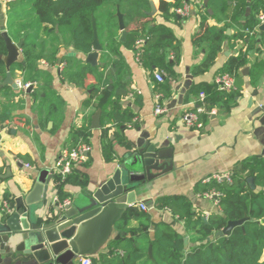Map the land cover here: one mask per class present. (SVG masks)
Segmentation results:
<instances>
[{
  "label": "crops",
  "instance_id": "1",
  "mask_svg": "<svg viewBox=\"0 0 264 264\" xmlns=\"http://www.w3.org/2000/svg\"><path fill=\"white\" fill-rule=\"evenodd\" d=\"M161 1L173 2L149 0L152 9L147 13L148 18L133 25L131 31H141L147 24L169 28L178 46L176 51H169L170 59H174L172 63L175 64L176 76L168 79L164 72L165 81L158 82L155 74L162 70L140 62L137 50L121 47L128 67V90L137 96L127 92L120 100L117 99V103L123 111L129 110L136 115L134 127L116 126L109 122L108 117L105 121V110H109L111 102L102 90H97L94 77L89 76L84 88H77L64 80L62 71L67 66L65 58L73 57L87 64L89 54L85 56L75 51L70 44L69 34L62 35L52 26L44 25L39 50L50 54L59 48L60 52L55 64L46 59L41 60L39 68L46 76L41 83H34L33 87L26 90L12 86L6 90L4 87L7 85L0 83V110L9 108V118L0 125V216L6 213L3 210L5 204L9 209L11 202L17 197L27 196L39 182L48 185L49 189L47 201L41 205L37 215L45 217L52 212L59 203L56 199L59 200L62 183L58 181L60 176L56 172V164L61 153L66 150L81 144L91 147L86 163L75 166L63 187L68 198L62 202L69 201L72 204L92 193L110 191L120 183L119 178L136 173L132 162L134 159L139 160V151H145L149 145H156L157 149H171V157L160 160V169L152 171L156 175L153 180L134 183L137 186V204L131 206L122 218L127 229L120 237L125 242L137 244L140 250L147 249L150 256L152 245L148 246V241L154 240L158 225L167 224L177 234L184 236L185 248L190 250L197 245V236L187 232L184 220L167 210L156 209L154 203L162 197L184 198L191 205L194 219L201 217L204 222H208L213 215L221 214L220 199L208 197L215 191L197 192V185L216 181L217 176L231 180L233 175L242 171V164L257 158L264 160V126L260 124L264 114V31H260L263 23L250 32L251 38L248 40L235 41L231 37L238 30L228 29V38L210 70L195 75L193 69L205 60L208 51L205 44L195 45L194 40L200 30L201 15L206 14L210 0L207 5L205 0H188L185 4L189 8L187 14H177L176 19L162 16ZM244 1L229 0V4L233 10L245 9L246 16H249L253 0ZM8 4L0 0L3 21L0 22V29L11 37ZM22 5L17 4L12 14L18 15ZM31 10L28 8L24 11L16 22L18 26H36L37 18ZM209 24L218 25L213 19L209 20ZM120 32L122 38L123 32ZM12 41L15 44L23 42ZM246 52L249 65L244 70L248 72L243 74V70L242 77L236 79L237 91L230 94L220 92L216 77L222 67L231 57ZM23 61L21 49L17 63ZM49 78L50 82L47 81ZM13 80L23 83L22 72L17 71ZM32 88L38 91L37 96L33 94ZM215 89L223 96H216ZM202 94L205 95V103ZM158 103L167 109L166 114L155 113ZM203 103L205 113L200 115L202 127L189 128L183 121L184 115L197 111ZM83 128L88 129V138L81 134ZM104 147L111 150V157L107 156ZM208 179L211 181L207 182ZM250 179L253 190H262ZM141 205L146 207V211ZM118 236L116 230L114 240ZM108 248L103 251L104 254L109 253ZM113 251L122 259L126 250L122 246ZM80 260L77 259L75 264H81Z\"/></svg>",
  "mask_w": 264,
  "mask_h": 264
},
{
  "label": "trees",
  "instance_id": "2",
  "mask_svg": "<svg viewBox=\"0 0 264 264\" xmlns=\"http://www.w3.org/2000/svg\"><path fill=\"white\" fill-rule=\"evenodd\" d=\"M19 1V2H18ZM188 0H173L172 3L161 1L160 11L165 19L177 18L176 10L183 8ZM18 2V3H17ZM239 2H245L239 0ZM23 3L18 15L12 14V9L17 4ZM31 8L36 15V26L22 28L17 25L24 11ZM149 0H17L8 4V28L12 39L16 42L23 41L24 61L15 63L11 67L14 75L17 71L23 74V83L40 84L43 75L39 68L43 59L51 64L58 61L60 49L53 50L50 54L39 50L44 25L52 26L63 35L69 34L70 44L73 49L87 56L92 52L94 41V22L103 50L100 53L99 65L92 67L84 64L82 60L73 57L65 58L67 66L62 71V76L69 84L84 88L89 76L96 80L97 90H102L111 102L108 111L105 110V121L116 126H135V118L131 111H123L118 105V100L127 92L137 96L128 90L126 76L127 64L121 53V47L130 50L137 49V42L144 40L139 61L146 66H156L171 79L176 76L174 72V59L169 57V51H176V38L172 31L162 25H145L141 31H131L133 25H138L147 19V13L151 11ZM252 12L246 16L245 9H235L229 4V0H210L206 14L201 15L200 30L195 37L194 44H205L207 55L205 60L193 69L195 75L205 74L215 63L221 53L223 44L228 38V29H237L238 33L231 37L235 41L251 38L250 32L261 25L260 17L264 14V0H253ZM210 11V12H209ZM118 12L124 16L127 40L121 43ZM213 19L218 25H210ZM16 28V29H15ZM15 29V30H14ZM32 30V33H30ZM21 32V33H20ZM23 32V34H22ZM22 34V35H21ZM7 46L0 29V56L7 55ZM248 52L231 57L225 64L221 73L233 75L235 80L242 77V71L249 65ZM75 64V65H74ZM6 64L0 60V83H4L7 76ZM251 76L253 73L250 74ZM51 80L49 78L47 81ZM50 82V81H49ZM48 83V82H47ZM46 83V84H47ZM237 84V82H236ZM111 87L113 89L111 90ZM5 86L4 89H10ZM32 88L35 96L38 91ZM216 96L222 93L214 90ZM118 99V100H117ZM210 110V106L207 107ZM9 108L0 110V125L9 118ZM104 117V116H103ZM201 117V116H200ZM87 128L81 130L84 138H88ZM88 143V141L85 140ZM105 153L110 156L111 150L105 148ZM111 157V156H110ZM253 179L254 185L262 190H253L249 179ZM70 179L67 177L59 189V200L62 202L68 198L63 187ZM61 178H58V181ZM197 192L215 191L222 194L220 199L221 214H215L208 222L200 218L194 219L190 203L184 198L162 197L155 203L158 210H167L173 216H178L185 221L187 232L197 237V245L186 250L184 236L177 234L167 224L158 225L155 229L154 240L148 241L152 245V257L148 256L147 249L140 250L134 244L122 240L120 235L127 229L124 219L116 225L119 236L109 246V253H102L93 257L92 264H264V160L261 158L242 164V171L232 176L231 181H212L208 184L197 185ZM248 216L249 220L243 226L233 230L230 236L219 239L215 234L224 229L229 221H236ZM150 244V245H149ZM125 247V255L121 259L113 250Z\"/></svg>",
  "mask_w": 264,
  "mask_h": 264
},
{
  "label": "water",
  "instance_id": "3",
  "mask_svg": "<svg viewBox=\"0 0 264 264\" xmlns=\"http://www.w3.org/2000/svg\"><path fill=\"white\" fill-rule=\"evenodd\" d=\"M208 2L205 0L206 5ZM118 19L123 32L121 42H125L127 32L124 16L120 12ZM260 31H264V23ZM2 36L8 50L6 56H0L8 71L4 85L18 89L10 70L19 61L23 42L15 44L7 32ZM92 46L93 52L87 56L86 63L97 67L103 46L95 22ZM247 72L246 69L243 74ZM260 124L264 126V114ZM171 153L172 150L166 147L157 149L156 145H149L145 151H139V160L132 162L136 173L119 178L120 183L110 191L92 193L64 207L56 204L55 209L45 217L38 216L37 212L47 201L49 187L42 182L36 183L27 196L17 197L10 203L9 211L0 216V264H75L79 258L99 256L114 240L117 223L131 206L137 204V186L134 183L153 180L156 175L152 171L159 170L160 160L171 157ZM250 181L253 182L252 179ZM248 220L246 216L229 221L224 229L215 234V238L230 236L235 228L243 226Z\"/></svg>",
  "mask_w": 264,
  "mask_h": 264
},
{
  "label": "built area",
  "instance_id": "4",
  "mask_svg": "<svg viewBox=\"0 0 264 264\" xmlns=\"http://www.w3.org/2000/svg\"><path fill=\"white\" fill-rule=\"evenodd\" d=\"M4 1L6 3H11V2H14L17 0H4ZM188 9H189L188 6L185 5L184 8L177 9L176 13L178 15H185V14H187ZM260 20H261V23H264V15H262L260 17ZM144 43H145L144 40H140L137 42V49L136 50H137L138 58H139L140 54L142 53ZM155 78L158 82H164L165 78H166V74L164 72H158L155 74ZM17 84L20 88L25 89V90L30 89L32 87L31 83L24 84L22 82H18ZM216 85H217L218 90L224 94H230V93L237 91L235 77L233 75H230L227 73H220L217 75ZM201 98L204 102L205 101V95L202 94ZM204 103H203V106L201 108H199L197 111H192V112L186 113L184 115L183 121L185 122V124L189 128H201L202 127V123L200 122V115L202 113H205ZM166 112H167V109L158 103L155 113L157 115H164V114H166ZM90 152H91V147L89 145L81 144L72 150H66L63 153H61V155L57 161V164H56V172H57V174H59V176L61 178V182H65L67 177H69L72 174L75 166L86 163V161L88 160ZM28 167H29V165H28ZM215 179L219 183L222 181H225V180H228L229 182L231 181L230 178H227V177L224 178L222 176H217V177H215ZM209 181H211V180L208 179L207 182H209ZM208 197H210V198L216 197V199H221L222 194L214 192V193H210L208 195ZM56 201L59 202L58 204L61 207H64L65 205L70 204L69 201L60 202L58 199H56ZM141 208L144 211H146V207L144 205H141ZM3 210H5L6 212L9 211L7 204L4 205ZM80 259H81L80 260L81 264H92L91 258L86 257V258H80Z\"/></svg>",
  "mask_w": 264,
  "mask_h": 264
},
{
  "label": "rangeland",
  "instance_id": "5",
  "mask_svg": "<svg viewBox=\"0 0 264 264\" xmlns=\"http://www.w3.org/2000/svg\"><path fill=\"white\" fill-rule=\"evenodd\" d=\"M0 22H3V21H2V16H1V14H0Z\"/></svg>",
  "mask_w": 264,
  "mask_h": 264
}]
</instances>
